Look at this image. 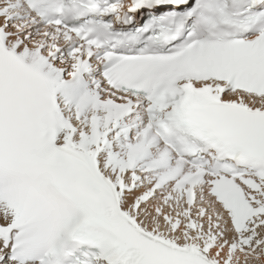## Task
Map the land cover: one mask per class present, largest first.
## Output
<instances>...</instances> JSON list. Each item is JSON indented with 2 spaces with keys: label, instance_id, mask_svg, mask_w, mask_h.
Returning a JSON list of instances; mask_svg holds the SVG:
<instances>
[{
  "label": "snow or ice",
  "instance_id": "6c2138e0",
  "mask_svg": "<svg viewBox=\"0 0 264 264\" xmlns=\"http://www.w3.org/2000/svg\"><path fill=\"white\" fill-rule=\"evenodd\" d=\"M0 264H264V0H0Z\"/></svg>",
  "mask_w": 264,
  "mask_h": 264
}]
</instances>
